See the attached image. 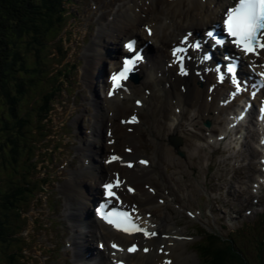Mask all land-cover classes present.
<instances>
[{
    "label": "snow or ice",
    "instance_id": "snow-or-ice-1",
    "mask_svg": "<svg viewBox=\"0 0 264 264\" xmlns=\"http://www.w3.org/2000/svg\"><path fill=\"white\" fill-rule=\"evenodd\" d=\"M223 26L226 31L228 37L231 38L233 44H235L238 48H240L246 55H264V0H235L234 6L228 8L225 13V18L223 21ZM149 34H151L149 30ZM210 38L215 39L214 34L212 32L207 33ZM217 44H223V40H215ZM195 47L199 48L200 45H195ZM127 48L131 52H136L134 47V42H131L127 45ZM184 50L181 48H176L173 52L175 56L177 53L183 52ZM210 57L205 56L204 59H209ZM141 59L139 54L133 58L125 60L124 68L117 74L112 76L113 81V90L109 91V96L114 94L116 89H120L123 87L122 81H124L126 77V73L128 71V65L134 64L135 60ZM183 56L178 57L179 62V72L182 75H187L188 72L183 64ZM264 67V65H261ZM229 73L233 71L232 67L227 69ZM264 77V73L260 74ZM223 79V76H221ZM239 90V86H238ZM139 104V101L137 102ZM264 111V110H262ZM136 117H132V121H135ZM129 121V122H132ZM113 160L117 159L116 157L112 158ZM141 164H147V161L141 160ZM129 167L132 165L129 164ZM106 196L109 198H117L116 193L114 191V184L109 183L105 186ZM115 187H119V181L116 182ZM131 191V189H129ZM113 215V213H109L104 218L107 222L111 224H115L118 228L120 227V223L114 221L113 219L109 218ZM117 216L121 217L122 220L127 224V226L121 228L122 231L128 232L129 229H134L136 232L143 233L145 237H155L158 233L155 232H148L145 229L131 223L129 214L127 212H119L116 213ZM191 215V214H190ZM112 247L115 249L117 245L113 244ZM122 251V249H121ZM140 251L136 245L127 249L129 253H135ZM145 253L149 252L147 247L143 248ZM161 252L164 251L163 246L160 249ZM167 255V253H165ZM164 264H173L171 260H166Z\"/></svg>",
    "mask_w": 264,
    "mask_h": 264
},
{
    "label": "trees",
    "instance_id": "trees-1",
    "mask_svg": "<svg viewBox=\"0 0 264 264\" xmlns=\"http://www.w3.org/2000/svg\"><path fill=\"white\" fill-rule=\"evenodd\" d=\"M39 0H0V78L3 75L2 63L8 62L5 51L9 47L11 38L19 27L27 23L33 25V21L39 18ZM10 87L0 82V97L3 92L8 93ZM7 117L4 114L3 101L0 99V124L6 123ZM7 206V199L2 202ZM221 251V250H218ZM236 264H241L238 261Z\"/></svg>",
    "mask_w": 264,
    "mask_h": 264
},
{
    "label": "bare ground",
    "instance_id": "bare-ground-1",
    "mask_svg": "<svg viewBox=\"0 0 264 264\" xmlns=\"http://www.w3.org/2000/svg\"><path fill=\"white\" fill-rule=\"evenodd\" d=\"M127 30L128 29H125V30H123V31H121L122 33H125L126 35H127ZM118 32V31H117ZM223 34L222 35H218V37H219V39L220 40H223V41H225V34H224V32H222ZM118 35H119V37L121 36V34L120 33H118ZM128 36H130V35H128ZM99 43L101 44V45H103V40H100L99 41ZM94 48V47H93ZM224 49L226 50V51H228V48H227V45H224ZM227 53V52H226ZM229 55H233L232 53H231V51H230V49H229ZM146 57V56H145ZM155 61V62H157V64L159 65V67L163 70V77L162 78H159V80H160V82L164 85V88H163V90H164V93H165V95H167L168 94V90H167V87H166V85H165V79H166V70H165V63L163 62V60H162V57L160 56V54L159 53H157L156 51H154V54H153V56L151 57V61ZM99 67V69L101 68V69H104L103 68V66H102V63L98 60V59H95L93 62H92V64H91V68L92 69H94V72H95V68L96 67ZM145 70L147 71V73H149L148 71H152V72H154L152 69L151 70H149L148 68H146L145 67ZM93 72V73H94ZM94 76H95V73H94ZM92 83L93 84H95L96 85V81H95V79L93 78V80H92ZM100 96H97V98H99ZM79 119H81V117H78V120ZM97 124H99V122H97ZM98 135H99V137L97 138V140H95L94 142H92V144H90V149H91V151L93 150H95L96 148H100V138H101V134H102V131L101 130H99L98 132ZM219 146H222L221 144H219ZM70 184V183H69ZM69 184H66L65 185V187H67ZM227 209H232V206H228L227 205ZM84 244H85V246L86 247H89V245H88V243L87 242H84Z\"/></svg>",
    "mask_w": 264,
    "mask_h": 264
},
{
    "label": "rangeland",
    "instance_id": "rangeland-1",
    "mask_svg": "<svg viewBox=\"0 0 264 264\" xmlns=\"http://www.w3.org/2000/svg\"><path fill=\"white\" fill-rule=\"evenodd\" d=\"M0 81H6L5 76H4L3 79H0ZM15 99H17V98L15 97ZM2 101L4 102V105H6V108L9 107V104H8L7 101H5L3 98H2ZM17 102H18V100L15 101V103H17ZM11 135H15L13 131H10L9 133L3 132L2 135H1V137H0V167L3 165V162L7 160V157H5V152L1 150V148L3 149L5 147L3 145L4 143H6V145L9 146V155H10V152H11L12 147H11V145L7 144V141L6 140H7L8 136H11ZM15 151L17 152L18 150L15 148ZM10 161H11V155H10ZM8 187H9V183L7 182V188ZM251 244H252V241H250L248 243V247L251 246V248L258 249V245L257 244H255V245H251ZM220 255L221 254L216 255V257L218 259L215 257L216 264H217L218 260H220L219 261L220 264H236V262H237V259L234 256L232 257L230 253L227 254V256H230L229 262L227 261V256L223 257V256H220ZM246 261L248 262V260H246ZM251 263L252 264H257L258 261L256 263V262H253L251 260Z\"/></svg>",
    "mask_w": 264,
    "mask_h": 264
}]
</instances>
